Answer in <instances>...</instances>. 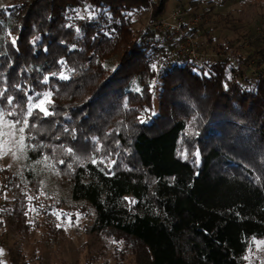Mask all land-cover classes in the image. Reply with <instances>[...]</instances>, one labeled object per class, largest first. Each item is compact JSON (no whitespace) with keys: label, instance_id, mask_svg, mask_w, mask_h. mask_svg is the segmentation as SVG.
Here are the masks:
<instances>
[{"label":"trees","instance_id":"obj_1","mask_svg":"<svg viewBox=\"0 0 264 264\" xmlns=\"http://www.w3.org/2000/svg\"><path fill=\"white\" fill-rule=\"evenodd\" d=\"M170 1L0 7V91L26 106L19 88L52 89L55 114L26 135L57 151L29 148L28 159L55 162L73 200L95 210L96 230L135 239L149 264H243L250 240L264 238V44L249 59H170L158 29L136 27L145 15L161 18ZM253 67L261 70L247 75ZM62 68L67 81L52 76ZM109 153L106 175L92 160Z\"/></svg>","mask_w":264,"mask_h":264},{"label":"rangeland","instance_id":"obj_2","mask_svg":"<svg viewBox=\"0 0 264 264\" xmlns=\"http://www.w3.org/2000/svg\"><path fill=\"white\" fill-rule=\"evenodd\" d=\"M222 1L171 0L161 18L151 21L150 15H145L137 18L136 27H149L155 22L160 31L158 37L164 41L161 53L169 50L170 59L182 56L178 54L185 43L180 40L181 33L194 40L199 63L226 57L232 61L235 57L249 59L254 45L264 44V0ZM13 2L0 0V7ZM260 70L253 67L247 75ZM12 147L6 144L0 150L7 153L0 154V249L3 250L0 261L3 264L150 263L147 251L135 239L114 230L95 229V210L86 202L73 200L69 178L55 162L49 159L46 164L54 166L46 167L45 163L30 161L28 149L24 158L14 159L9 150ZM58 223L62 225L60 228L56 227ZM261 241L264 238L250 240L243 264H264Z\"/></svg>","mask_w":264,"mask_h":264},{"label":"snow or ice","instance_id":"obj_3","mask_svg":"<svg viewBox=\"0 0 264 264\" xmlns=\"http://www.w3.org/2000/svg\"><path fill=\"white\" fill-rule=\"evenodd\" d=\"M3 26V21L0 20V28ZM79 31V29H77ZM34 43V42H33ZM11 44L15 47L17 44V41L15 38L12 39ZM61 65H64L65 62L63 60L59 61ZM153 70H158L157 64L151 65ZM207 75V73H205ZM53 77H55L58 80H64L67 81L71 77L66 74V71L62 70L59 71V73H53ZM50 80V77L45 76L42 81H40L43 84H48ZM153 82V86L154 87ZM19 91L23 92L24 96L26 97V106H21L22 102L17 99L14 95L6 93L8 92V89L5 88L4 91H0V150H2L3 146L8 144L12 145L13 147L9 149L11 151V154L14 159H22L24 158V153L27 151V149L31 148L33 150L36 149H42L46 147H52L53 153L57 151L56 146L46 145L42 142H37L35 144L28 143L25 144V140H34L35 136L29 134L27 137L25 136L26 129H38L39 122L49 116L54 115V111H50L48 106L51 104L50 97L52 96L53 92L52 89H49L47 91H36L34 88H19ZM29 93H31L29 95ZM15 100V103H14ZM125 107H127V104H125ZM145 112L148 111V109L144 110ZM154 114V113H153ZM8 117H14L15 119H7ZM140 119V123H146L147 120L143 118ZM32 121L30 124L29 121ZM6 128V130H5ZM65 132H68V128L65 127ZM74 136V132L70 133ZM7 138V139H6ZM59 139V137H57ZM59 149L62 150L66 155H71L73 153V148L68 147L65 148L63 145L59 146ZM101 149L97 148L96 151L99 152ZM19 153V154H18ZM0 154H7L6 152L0 151ZM111 153L108 154V156H103L100 158L99 161L96 159L92 160L93 164H103L105 167H108L109 164L115 163V161H110ZM195 157L198 160L199 159V151L197 150L195 152ZM185 158H187L185 156ZM50 159V157L47 154H43L42 159H39L36 161L37 164L45 163L46 167H53L54 165H48L46 162ZM60 164H64L63 160L59 161ZM69 168H71V164L68 165ZM106 175L111 174V168L108 167V171L105 173ZM29 200L32 199V197H28ZM127 199V198H125ZM130 203H134V201H130ZM27 216V212L25 213ZM57 219H59V216H57ZM62 225L57 224L56 227L60 228ZM260 243L264 244V241H261ZM3 250L0 249V254H2ZM0 264H3L2 261H0Z\"/></svg>","mask_w":264,"mask_h":264},{"label":"built area","instance_id":"obj_4","mask_svg":"<svg viewBox=\"0 0 264 264\" xmlns=\"http://www.w3.org/2000/svg\"><path fill=\"white\" fill-rule=\"evenodd\" d=\"M198 19L195 20V22H197ZM149 27H155V22H152L149 24ZM183 38L185 39V43H186V47H185V43L183 45L180 46V51H182L181 53L186 54L191 60L196 61L198 59V54L196 53V49H195V43L194 40L185 35L184 33H181Z\"/></svg>","mask_w":264,"mask_h":264}]
</instances>
